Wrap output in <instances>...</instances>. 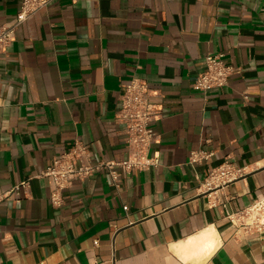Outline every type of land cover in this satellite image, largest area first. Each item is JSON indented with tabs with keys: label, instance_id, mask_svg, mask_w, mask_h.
<instances>
[{
	"label": "crops",
	"instance_id": "0c3cea01",
	"mask_svg": "<svg viewBox=\"0 0 264 264\" xmlns=\"http://www.w3.org/2000/svg\"><path fill=\"white\" fill-rule=\"evenodd\" d=\"M19 6L0 0V26ZM220 53L240 72L197 91ZM133 80L160 111L159 165L118 187L98 170L53 205L56 155L128 158L117 112ZM224 165L238 177L209 188ZM22 182L0 204V264H264V226L228 218L256 205L264 224V0H55L30 17L0 55V188Z\"/></svg>",
	"mask_w": 264,
	"mask_h": 264
},
{
	"label": "built area",
	"instance_id": "2783aa9c",
	"mask_svg": "<svg viewBox=\"0 0 264 264\" xmlns=\"http://www.w3.org/2000/svg\"><path fill=\"white\" fill-rule=\"evenodd\" d=\"M55 0H19V10L9 22L0 26V55L6 56L8 49L15 41L16 30L30 17L46 9ZM206 69L197 75L194 88L206 93L215 88L225 87L230 78L240 72L239 67L232 66L225 61V55L209 54L205 57ZM153 91L145 81L133 80L124 86L120 97V108L117 112V120L123 125L126 135L128 158L123 161H107L93 163L88 148L76 143L66 152L56 155L52 165L41 175L47 177L52 184L51 202L55 206L62 204V193L70 189L77 180H87L96 171L107 169L110 173L112 184L119 186L123 176H130L134 170H144L159 165V155L151 154L152 146L157 142L154 124L159 118L160 111L151 98ZM204 152L192 153L190 161L197 163L207 158ZM238 177L236 171L226 165L211 171L206 181L209 188L223 186ZM28 182H22L7 191L0 188V204L8 201L13 194L26 188ZM258 206L254 205L242 211L229 215V220L243 229L251 227L259 228L263 223H257L254 215ZM128 207H124L127 210ZM97 244V242L95 243Z\"/></svg>",
	"mask_w": 264,
	"mask_h": 264
}]
</instances>
